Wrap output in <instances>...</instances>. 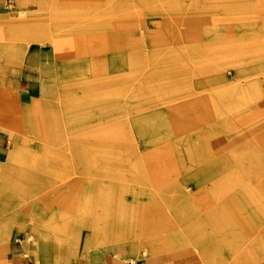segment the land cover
<instances>
[{"label": "rangeland", "instance_id": "rangeland-1", "mask_svg": "<svg viewBox=\"0 0 264 264\" xmlns=\"http://www.w3.org/2000/svg\"><path fill=\"white\" fill-rule=\"evenodd\" d=\"M19 10L14 0L0 7ZM52 15L28 34L0 31L2 45L39 46L35 63L47 57L66 87L56 103L30 104L51 119L41 134L11 111L26 109L24 98L0 91V134L13 131L0 171H14L0 184L14 193L4 198L53 208L78 190L76 218L89 223L92 202L125 200L118 228L149 237L126 264L153 253L162 264H264V145L246 154L264 133V0H98ZM53 43L63 59L45 48ZM4 50L0 77L19 62ZM149 209L156 227L166 220L165 235L144 231ZM43 221L51 224L32 216L18 228L35 233ZM109 228L83 225L81 235Z\"/></svg>", "mask_w": 264, "mask_h": 264}, {"label": "crops", "instance_id": "crops-1", "mask_svg": "<svg viewBox=\"0 0 264 264\" xmlns=\"http://www.w3.org/2000/svg\"><path fill=\"white\" fill-rule=\"evenodd\" d=\"M14 1L19 6L20 10L17 15H2L0 13L1 32H9L10 34L19 33L22 35L25 33L28 34L30 27H40L44 22V20L41 19L53 16L52 14L55 13L56 10L58 11L59 9L66 8L82 9L88 6L97 9L98 6V0H86L85 4L84 0ZM92 4L94 7L90 6ZM2 5L3 0H0V7ZM27 39L29 40V36H26L22 41ZM13 46L14 45L5 46L0 44V49H5L3 51L4 53L6 52L5 54L12 56V58H15L17 61L19 60V62L11 64L8 67L5 77H0V91L8 94L7 90L4 88L6 86L11 90L15 98H24L26 109L18 108L11 111L16 113L24 111L26 113L24 118L26 123L32 126L35 134H41L42 129L47 128V130H50L52 128L51 124H49L51 119L46 117V111H40V105L36 109L35 106L30 108V104L32 102H41V99L49 101L52 104L53 102L56 103L58 98L63 96V92L66 91V87L64 86V88L60 85L62 80H65V76L57 79V81L54 74H49L50 65L47 63V57H42L45 61L41 60L35 63V58H40L41 52H39V46L30 47L24 44L16 45L14 48ZM45 48L47 50H52L54 58L57 56L56 49H58V47L56 44L53 43L51 46L46 45ZM55 59L60 60L63 58L56 57ZM90 61L91 63L96 62L97 56H92ZM73 62L74 61H71L70 63ZM115 65L124 68L126 61L123 60V56L121 59L115 60ZM250 85L254 86L256 83L252 82ZM19 117L21 118L22 116L19 115ZM54 119L56 120L58 118H53V120ZM12 133V128L8 127L4 135L0 134V160L2 161H8L10 159L8 156H5V151L10 147L9 138ZM254 141L255 142L251 143L252 147L250 152L246 154L258 156L259 150L256 149V145H264V133L257 135ZM16 147V143L13 141L11 149L13 150ZM13 171L11 166L3 165L0 176L2 177L3 174L6 177H8L9 174L12 176ZM1 185L2 184H0V264H126L132 254H135L138 247H140L142 240H145V242L147 240L145 238H133L130 231L124 232L120 231L118 228L119 225L117 221L119 220V215L121 214L123 217L126 212L125 207H127V209L131 207L125 200L117 199L118 201L115 202L113 197L110 202L108 201L109 204L106 206L103 201L97 202L96 204L92 202V206L86 207L91 210L92 214V216L90 214L91 222L89 223L88 221L84 222L83 217H81V219L76 218L78 212L80 215H83L84 208L82 202L78 201L81 197L78 190L74 191L69 200H60L57 205L52 208L51 203L46 200H29L25 204L20 205L18 195H11L8 198H4L2 193H14V190H4V186ZM15 192L18 193L17 190ZM99 204L101 205L99 206ZM95 207L96 209L94 212L93 209ZM110 208L115 209L116 215L111 213L112 217L111 215L108 217L109 211H107V217H105V213L102 212V210H108ZM145 215L147 220L146 223L149 222L144 228V231H147L146 233L149 235L154 233V236L158 235L159 237L166 234L169 230V226L164 218H159L161 220H159L160 224L158 223V225L161 227H156L153 219V212L149 209ZM32 216L38 219L47 218L49 220L48 223L51 224H46L43 221L46 225L35 227L37 228L35 233H28L31 227L23 226L24 228H18L19 223L23 222L25 218H30ZM115 216L117 217L115 218ZM83 225L86 228L96 225L101 229L109 225L110 232L108 231L109 233H107L106 231L103 234H87L86 236H82L81 229ZM45 226H47V228ZM45 232L48 233L46 234ZM153 239L155 241L157 240L152 238V241H154ZM33 240L40 244V248L35 247ZM101 247H104L105 250L103 251ZM118 250H125L128 251V253L124 256H118L116 253ZM28 253L30 256H28ZM150 260L151 262H149ZM162 262L160 256L153 253L147 259H138L136 264H162Z\"/></svg>", "mask_w": 264, "mask_h": 264}, {"label": "bare ground", "instance_id": "bare-ground-1", "mask_svg": "<svg viewBox=\"0 0 264 264\" xmlns=\"http://www.w3.org/2000/svg\"><path fill=\"white\" fill-rule=\"evenodd\" d=\"M241 47H242V45H241ZM254 84V83H253ZM255 86V85H254ZM150 214V213H149ZM148 218H150V217H148ZM159 220H161V219H159ZM147 223H149V222H147ZM146 223V224H147ZM131 224V223H130ZM149 227V226H148ZM147 228V227H146ZM145 232H147V231H145ZM149 233H151V232H149ZM160 234V233H159ZM151 235V234H150ZM158 236V235H157ZM148 240V239H147ZM154 262V261H153Z\"/></svg>", "mask_w": 264, "mask_h": 264}]
</instances>
